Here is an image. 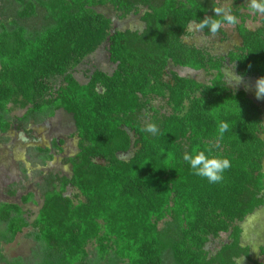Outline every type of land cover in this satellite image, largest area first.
Returning a JSON list of instances; mask_svg holds the SVG:
<instances>
[{"label":"trees","instance_id":"16d2710c","mask_svg":"<svg viewBox=\"0 0 264 264\" xmlns=\"http://www.w3.org/2000/svg\"><path fill=\"white\" fill-rule=\"evenodd\" d=\"M245 1L231 7L239 46L211 58L183 37L191 24L215 15L214 3L3 0L12 13L0 21V132L10 128V109L24 111L18 119L24 124L63 110L73 119L78 151L62 161L71 167L69 178L43 177L42 206L31 223L19 205L0 202L1 264H25L6 259L1 247L27 228L36 245L27 264H164L166 257L172 264H236L247 257L237 224L264 204V118L260 105L244 90H231L222 73L227 61L242 78L264 77V18L248 30L240 13ZM105 6L121 16L146 8L143 33L113 31L95 11ZM104 43L114 71L96 70L78 83L70 71ZM169 63L215 75L200 83L167 71ZM155 99L167 113L151 107ZM148 123L159 134L145 132ZM221 123L229 127L219 138ZM52 147L61 152L55 141ZM132 148L129 160L119 158ZM193 150L231 161L222 182L192 172L183 154ZM35 152L42 165L53 159L50 149ZM69 187L80 200L65 195ZM31 200L27 194L21 201ZM210 243L220 245L214 255Z\"/></svg>","mask_w":264,"mask_h":264},{"label":"rangeland","instance_id":"374dc122","mask_svg":"<svg viewBox=\"0 0 264 264\" xmlns=\"http://www.w3.org/2000/svg\"><path fill=\"white\" fill-rule=\"evenodd\" d=\"M200 1L209 4L214 3L217 7L224 8H231L233 5V0ZM249 3L250 0L240 3L242 4L240 13L246 18V28L250 31H255L261 27L264 15L253 14L249 10ZM138 10L139 12L136 14L131 13L121 16L111 6L95 8L96 12L111 21L113 31L131 34H141L146 27L142 21L146 8L138 7ZM11 13L9 9L5 8L3 0H0V21L10 19ZM183 42L187 47L199 50L207 57L220 58L226 57L230 51L239 46L240 39L234 26L224 25L213 36L207 29L204 32L195 31V24H191L186 30ZM108 46V43H104L96 52L86 57L80 65L70 71L78 83L86 84L89 76L96 70L112 74L115 65L109 59ZM229 70L236 74L229 63L225 61L222 73L228 87L234 91L244 90L260 105L264 118V97L257 99L255 94V83L257 80L242 78L237 84L234 80L226 78ZM167 71L176 73L181 77L194 79L200 83H208L215 75V72L194 71L174 66L171 63L168 64ZM165 79H169L168 74H165ZM61 82L62 80L58 78L53 80L52 84L54 87H59ZM151 107L160 111V113L168 112L164 102L160 99L153 100ZM23 114L24 111L10 109L5 115L10 128L5 133L0 132V202L19 205L23 209L27 221L31 223L42 206V192L39 184L43 177L47 175L60 178H69L71 176L70 165L63 164L62 161L65 158L75 156L78 151V140L73 119L63 110H57L52 118H47L39 124L19 122L18 119ZM52 141H55L61 152L53 149ZM60 141H62V144H59ZM36 148L50 149L53 159L42 165L40 157L35 152ZM134 151L135 149L132 148L127 154H120L119 158L127 161L132 157ZM27 194L32 195V200L28 203H23L21 200ZM65 195L74 202L81 199L78 197L77 191L71 187L67 188ZM237 225L241 229L239 246L246 250L247 257L240 256L235 258V263L256 264L258 261L264 262V257L261 255V250L264 249V204ZM29 233L30 228L24 229L17 235L12 244L1 247L6 259L21 258L25 261V264L32 261L36 245L29 237ZM219 247L220 245L216 243L207 245L211 255H214ZM88 251L89 259L93 260L95 258L93 245L88 246ZM164 264L172 263L166 257Z\"/></svg>","mask_w":264,"mask_h":264},{"label":"clouds","instance_id":"9594fccd","mask_svg":"<svg viewBox=\"0 0 264 264\" xmlns=\"http://www.w3.org/2000/svg\"><path fill=\"white\" fill-rule=\"evenodd\" d=\"M249 10L253 14L264 15V0H250ZM215 17H206L195 24V31L204 32L208 30L213 36L224 26H234L237 23V17L232 13L231 8L215 7L213 8ZM227 79L234 80L235 83H239L242 80V76L233 74L231 70L227 71ZM256 98L260 99L264 97V77L259 78L255 83ZM229 125L227 123H221L219 126L218 137L222 138L223 134L228 130ZM144 131L156 136L159 134V128L155 123H148L144 127ZM183 161L188 164L192 172L207 179L209 183H220L224 180V173L231 167V161L228 158L213 156L206 151L193 150L192 152H186L183 154Z\"/></svg>","mask_w":264,"mask_h":264}]
</instances>
